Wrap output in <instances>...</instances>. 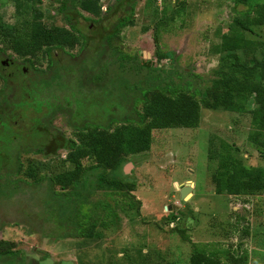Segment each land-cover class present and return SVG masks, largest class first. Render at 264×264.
<instances>
[{
    "label": "rangeland",
    "instance_id": "1",
    "mask_svg": "<svg viewBox=\"0 0 264 264\" xmlns=\"http://www.w3.org/2000/svg\"><path fill=\"white\" fill-rule=\"evenodd\" d=\"M61 1L44 0L42 3L47 25L69 26L57 14ZM118 1L101 0L103 12L98 16L86 10H79L83 16H74L81 32L92 42L91 49L79 53L80 47L76 46L70 51L76 54L75 61L82 64L88 56L102 61L91 72L98 74L100 79L83 85V89L96 99L105 96L102 91L115 75L133 83H139L145 75L141 70H133L125 58V65L118 67L120 54L106 42L113 26L132 8L134 24L122 28L114 45L127 56H138L136 63L139 66H166V71L159 74L169 83L185 84L189 80L194 84L193 89L211 88L222 65L231 64V59L222 60L224 53L219 51L235 17L246 9L243 4H236L235 0H185L184 4L181 0H133L125 10L116 5ZM253 1L264 3V0ZM1 5L4 19L13 23L16 19L14 4L11 0H2ZM253 11L256 12V8ZM255 15L250 13L251 18ZM254 30V34L245 31L246 39L264 42V26H256ZM246 42L238 41L241 49H237V54L248 58L258 53L256 58L263 60L264 47L250 49ZM157 50L166 55L162 60L157 58ZM58 55V60H73L69 55ZM10 58L25 63L7 49L0 55V69H4V73L13 70V66L8 67L5 62ZM32 61L35 68L47 69L48 58L44 54L33 56ZM108 65V70L104 69ZM86 77L84 74L85 80ZM25 78L31 83L37 75L30 68ZM150 81V85L155 82ZM4 86L0 81V87ZM11 86L10 103H0L1 118L5 112H11L12 102L19 99L16 85ZM125 90L129 94L125 101L127 113L133 115L132 97L137 94ZM54 92L59 96L58 104L65 105L63 107L68 110L75 107H67L65 89L55 88L52 92L48 88L45 97ZM113 99L108 104L116 103L120 110V105ZM30 106L21 104V108L30 109L28 117L23 114L26 119L20 121L25 130H28L29 118L47 110L35 112V105ZM89 108L94 111L98 107L92 104ZM22 110L14 112L20 114ZM138 110H142L140 103ZM69 117V113L59 111L43 119L52 138L76 137ZM253 130L250 113L237 112L233 107L210 109L202 105L198 127L156 129L148 151L125 158L116 178L127 186L123 189L126 195L108 189L87 191V188H80L88 198L69 214H63L65 210L49 211L48 207H53L51 197L45 194L46 190H38L33 179L24 172L11 175L4 172L0 187L7 180L12 184L6 190L0 188V240L17 242L22 254L38 264H191L196 245L218 252L233 249L243 253L248 249L251 264H264V192L230 196L225 192L218 193L213 181L220 157L229 152L249 166H264V154L259 149L262 146H257L249 137ZM52 150L49 147L45 153L22 151L21 162L48 176L70 169L71 164L65 162L67 151ZM83 162L86 166L94 164L92 159ZM18 178L21 181L15 188L14 180ZM184 189H187L185 195L182 194ZM54 192L61 194L63 191L60 186H54ZM86 223L95 224L93 237L80 233L79 227ZM246 230L250 233L246 234ZM251 234L253 237L256 234L257 242L251 241Z\"/></svg>",
    "mask_w": 264,
    "mask_h": 264
},
{
    "label": "trees",
    "instance_id": "2",
    "mask_svg": "<svg viewBox=\"0 0 264 264\" xmlns=\"http://www.w3.org/2000/svg\"><path fill=\"white\" fill-rule=\"evenodd\" d=\"M1 1L0 55L7 49L12 50L25 63L18 62L17 68L13 71L12 79L15 84L8 82L0 71V81L6 85L0 87V97H2L0 103H10L9 90L13 89L11 84L16 85L19 99L12 102L11 108L16 111L25 110L20 114L15 113L13 109L10 113L5 112L0 121V178L4 176V172L7 175L24 172L27 177L33 179L38 190L39 188L42 191L46 190L45 194L51 197L50 202L53 207L49 206V211L50 209L54 212L65 210L63 214L72 213L77 204L88 198V194L81 192L80 188H87V191L96 188L108 189L126 195L123 190L126 185L116 178V173L123 168L125 158L128 155L148 151L152 145L153 131L156 129L198 127L202 105L210 109L233 107L237 112L250 113L254 129L249 136L250 140L257 146H262L259 149L264 154V59L256 58L258 53L255 54L256 56L251 54L250 57L243 58L236 52L237 49H241L239 40H246L245 45L250 49L264 47L263 41L246 39L245 35V31L254 34L256 26H264V3L235 0L236 4H243L246 9L235 17L230 26V33L224 35V42L219 51L224 53L222 60L231 59V64L227 67L222 65L218 78L212 81L211 88L207 87L204 90L199 87L193 89L194 84L189 80L185 84L169 83L159 74L166 71V66H139L136 63L138 56H127L126 52L114 45V40L120 36L122 28L134 24V8H132L113 26L107 34L106 42L111 49L120 54L118 67L125 65V58L133 70H141L145 75L143 79H139V83L128 82L115 75L111 80L109 79L102 91L105 96L98 100L94 95H90L88 90H84L83 85L87 81L92 83L100 79L98 74L93 75L91 72L102 61L88 56L82 64H79L75 61L76 54L70 51L76 46L80 47L79 53L92 48L91 40L81 32L74 16H83L79 10H86L93 16L100 15L103 12L101 0H62L57 7V14L66 20L69 26L47 25L44 22L45 11L41 8L44 0H11L15 7L16 18L11 23L4 19ZM132 1L119 0L116 5L126 10ZM184 1L181 0V3ZM253 8H256V12ZM251 12L256 14L252 18ZM87 19L93 20V18ZM40 53L48 58L47 69L35 68L32 57ZM59 53L69 55L73 60L68 61L65 58L58 60ZM156 55L159 60L166 56L159 50ZM249 58L251 59L248 60ZM108 67L109 65L104 69L108 70ZM30 68L37 78L28 83L25 77L29 74ZM84 74L87 76L86 80ZM150 80L155 82L150 85L149 83L152 82ZM108 87L113 89L109 90ZM48 88H51L52 92L55 88L65 89L67 107H75L68 110L63 107L65 105L58 104L59 96L56 92L52 93V96L45 97ZM125 88L137 94L132 97L135 106L133 115L127 113L125 101L129 98V94ZM109 96L120 105V110L116 103L113 106L108 104L112 99ZM252 102L254 105L251 104ZM22 103L32 105L30 106L32 108L35 105L36 109H33L35 112H43V108L47 109L42 115L29 118L28 130L20 125V121L28 117L29 109L21 108ZM139 103L142 104V110H138ZM92 104L98 107L94 111L89 108ZM59 111L70 114L69 120L74 128L75 138L63 136L52 138L51 131L46 127L43 119ZM23 114L26 117H23ZM49 147L54 149L53 152L65 149L67 151L65 162L71 164V168L48 176L40 174L33 166L25 167L21 162L22 151L45 153L44 151ZM84 159H92L94 164L86 166ZM19 181L21 178L14 180L15 188H18ZM213 181L218 193L225 192L235 197L252 196L264 192V166H249L242 158L229 152L220 157L218 172L214 174ZM10 184L12 183L8 180L4 181L1 190H6ZM54 186H60L63 192L55 193ZM95 227V224L86 223L79 227V231L87 237H93ZM245 233L250 232L246 230ZM0 241V264H38V261L32 262L29 256L22 254L17 242L5 238ZM250 254L248 249L243 253L233 249L218 252L196 245L190 261L191 264H251Z\"/></svg>",
    "mask_w": 264,
    "mask_h": 264
},
{
    "label": "flooded vegetation",
    "instance_id": "3",
    "mask_svg": "<svg viewBox=\"0 0 264 264\" xmlns=\"http://www.w3.org/2000/svg\"><path fill=\"white\" fill-rule=\"evenodd\" d=\"M6 62V65L8 66V67H10V66H13V70L12 71H9V72H7V73H4V69L3 70H1L0 69V71L5 75V77H6V79H7V81L8 82H10V83H12V84H15V81L12 79V77H13V75H14V73H13V71L15 70V68H17V66H18V62H16L14 59H12V58H10V59H8V60H6L5 61ZM24 71H26V69L24 70ZM8 91V90H7ZM15 110V109H14ZM1 117H0V121H1Z\"/></svg>",
    "mask_w": 264,
    "mask_h": 264
},
{
    "label": "crops",
    "instance_id": "4",
    "mask_svg": "<svg viewBox=\"0 0 264 264\" xmlns=\"http://www.w3.org/2000/svg\"><path fill=\"white\" fill-rule=\"evenodd\" d=\"M250 237H251V241H253V242L256 241V242H257V236H256V234H255L254 237H253V235L251 234Z\"/></svg>",
    "mask_w": 264,
    "mask_h": 264
},
{
    "label": "water",
    "instance_id": "5",
    "mask_svg": "<svg viewBox=\"0 0 264 264\" xmlns=\"http://www.w3.org/2000/svg\"><path fill=\"white\" fill-rule=\"evenodd\" d=\"M187 189H189V188H187ZM187 189H184V190L182 191V194H183V195H185V193L187 192Z\"/></svg>",
    "mask_w": 264,
    "mask_h": 264
}]
</instances>
